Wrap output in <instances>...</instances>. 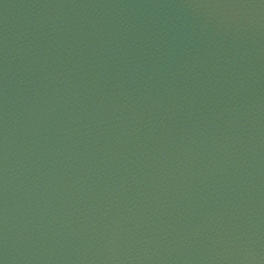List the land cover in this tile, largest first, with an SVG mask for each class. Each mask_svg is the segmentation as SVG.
Instances as JSON below:
<instances>
[{"label": "water", "instance_id": "water-1", "mask_svg": "<svg viewBox=\"0 0 264 264\" xmlns=\"http://www.w3.org/2000/svg\"><path fill=\"white\" fill-rule=\"evenodd\" d=\"M0 264H264V0H0Z\"/></svg>", "mask_w": 264, "mask_h": 264}]
</instances>
